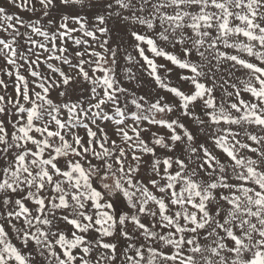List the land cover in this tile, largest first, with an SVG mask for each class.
<instances>
[{"label":"snow or ice","instance_id":"1","mask_svg":"<svg viewBox=\"0 0 264 264\" xmlns=\"http://www.w3.org/2000/svg\"><path fill=\"white\" fill-rule=\"evenodd\" d=\"M0 264H264V0H0Z\"/></svg>","mask_w":264,"mask_h":264}]
</instances>
